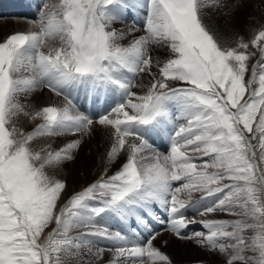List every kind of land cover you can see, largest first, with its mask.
Listing matches in <instances>:
<instances>
[{"label":"snow or ice","instance_id":"6c2138e0","mask_svg":"<svg viewBox=\"0 0 264 264\" xmlns=\"http://www.w3.org/2000/svg\"><path fill=\"white\" fill-rule=\"evenodd\" d=\"M239 6L240 0H233L230 7ZM128 7L127 0H61L56 11L42 13L35 22L40 31L0 42V264H69L73 258L76 264H94L106 249L92 236L113 242L108 264H171L151 240L135 244L119 231L97 226L106 212L127 215L153 203L167 213L168 231L219 252L225 264H264V201L257 194L264 189V171H257L264 169V28L251 40L260 54L259 75L254 65L246 81V62L253 54L247 51L249 43L240 39L236 47H222L204 23L206 13L229 8L227 0H147L146 35L123 47L119 41L135 29L118 32L113 24L119 10ZM57 37L63 46L45 54L46 40ZM153 45L167 48L170 57L154 61ZM22 71L34 74L21 77ZM126 72L152 78L147 94L137 97L139 103L128 98L110 110L122 113L123 120L106 114L97 122L115 128L109 160L124 149L127 137L139 143L129 144L128 158L116 174L101 177L58 206L66 184L45 168L72 160L80 141L44 155L31 142L43 135L88 132L93 119L70 114L67 89L90 83L132 97L135 85ZM41 88L64 95L68 106L37 111L43 123L24 133L13 124L17 114L29 115L17 98ZM177 116L184 122L172 134L170 152H156L145 136L164 130L161 126ZM145 152L153 163L143 164ZM193 192L202 193L196 215L221 212L235 218L188 219L184 210ZM180 193L188 199H179ZM191 223H201L206 232L184 235ZM53 224L47 242L39 243Z\"/></svg>","mask_w":264,"mask_h":264},{"label":"bare ground","instance_id":"6f19581e","mask_svg":"<svg viewBox=\"0 0 264 264\" xmlns=\"http://www.w3.org/2000/svg\"><path fill=\"white\" fill-rule=\"evenodd\" d=\"M11 1H13V0H11ZM13 2H15V1H13ZM19 2L26 3L34 9L35 5H34V3L32 4V1H30V0H21ZM60 2H61V0H60ZM127 3L130 5V7L126 8V9H121L122 15L124 17L121 19H125L126 13L128 11L133 12L134 16H136L138 14L136 17L137 23H139L142 18L146 19L147 15L144 14V12H143V10L146 8L144 3L141 6H139L138 8L136 7L134 0H127ZM12 7H13L12 5L7 7V6H5L4 3H1V1H0V18L2 17L1 18L2 20H0V26L2 25V23L6 24V23H10L9 21L12 22V20L18 22L19 25L20 24L21 25H24V24L25 25H27V24L34 25L33 24L34 19H32V21H30L29 19L21 18V17H17V18L12 19L14 16H11V15L16 14L15 12L10 11V9ZM133 8L138 9V11L135 12ZM140 9H142V12H140ZM222 13H223L222 9L218 10L216 12H208L204 16V21H205V19H208L211 22H213L212 19L218 20L220 17H222V19H225V18L228 19V17H229V19H230L233 17L234 29L232 31L234 33L229 34V35H224V36H222L221 34L218 35V32H220V30L218 29L219 28L218 25H217V27H214L210 31H212L214 33L215 38L221 44L222 47H228V48L236 47V45L240 39H243L244 42L249 43V49L247 51L249 53H253L252 55H250L249 60L247 61V64L249 66V74H248L247 79H249L252 67L254 65H257V68H258L257 62L260 60L259 50L256 46H253L251 44V40L258 33L259 30H262V28H264V0H240V6L239 7L235 8L234 10L231 7L228 8V13H226L227 15L226 14L224 15ZM210 16L212 17V19H210L211 18ZM37 20H39V18H37ZM118 23H121V22H118ZM142 24H143V21H142ZM126 25H127L126 28H128V29L132 28L133 29L132 23L130 24L128 22ZM135 25H134V27H135ZM205 25L207 26V24H205ZM214 29H216V30H214ZM38 30H39V28H38ZM143 32L145 33L144 29H143ZM16 33H26V32L18 31V32H15L12 34H16ZM145 35H146V33H145ZM128 37H130V36H128ZM130 39H132V38H130ZM0 42H3V41H0ZM262 43H264V42H262ZM162 50H163L162 48H159L155 45L152 46L150 51H151V55L153 56L154 61L157 60V56L159 55L158 52L162 51ZM255 53H256V56H255ZM170 55H171V53H170ZM153 71H154V67H153ZM31 73H33V72H30V71H22L21 72L22 77L29 76V75H31ZM148 76L149 75H147V74H142L140 77L142 80ZM138 80L136 79V81H134L133 84L135 86L130 89L131 92L136 94L135 96L129 97L130 99H132V101L134 103L140 102L137 100V90L140 88L139 83L137 82ZM86 84H87V87H86ZM86 84L85 83H77V84L73 85L72 90H74L77 93V98L80 101L84 102L85 104H87L89 106H91L92 104L95 103V104H97V107H99L100 103L98 104L95 101L102 102L104 100V103H105V105L108 106V108L102 110L101 111L102 113L106 112L107 115H109V119H121V120L124 119L123 114L119 115L115 112H110L111 109L115 108L116 105L119 104V100H118L119 96L115 95V91H118L119 94L121 93L119 90L112 89L109 91L107 88H105V89H102L103 91L101 93L98 88L93 87L90 83H86ZM253 87H258V83L256 85H253ZM87 89L89 91H87ZM27 95L28 94H26L25 96L28 98ZM100 95H101V97H100ZM99 98H101V99L95 100V99H99ZM246 98H247V95H246ZM26 99H24V100H26ZM125 99H127V97H125ZM32 106H33V104H32ZM28 107H29V105H28ZM39 110H41V108H36L35 111L31 110L30 112H27V113H29L30 118L32 117V120H33L32 122L35 124L34 129L39 124H41L43 122V120L40 117H35V114L32 115L34 112L36 113ZM75 110L76 109L72 110L71 112L74 113L73 111H75ZM124 110L126 112H128L129 115L135 114L133 112V110L130 111V108H128V107H125ZM172 111L175 112L176 109L173 107ZM77 112L80 113L79 110H77ZM78 113H74V114L76 115ZM23 115H25V114H23ZM29 116L28 115L26 116L27 119L29 118ZM33 117H35V118H33ZM183 122L184 121L181 120L177 116L174 120H171V121H169V122H167L161 126L164 130H160L158 128L157 130L152 131L149 134H147L145 137H147L149 139V141H148L149 144L152 146L153 149L156 150V152H158L160 154H168L170 152L172 134L175 130L178 129L180 124H182ZM94 124H96V125H94ZM92 125H94V126L91 128L90 131L83 132L85 140L83 141V143H81L79 145V147L77 149L73 150V152H72L73 159L70 160V163L68 164L69 167L67 169L66 168L61 169V168L56 167L59 164L51 165L53 167V170H55L54 167H56V170L58 168V172L62 176L61 177L62 179L58 178L57 180L60 179V181H63L66 184V189L63 191L64 203L67 202V200L69 199V197L71 195L86 189L91 184L99 181L101 179V177H103L104 179H107L108 177L116 174L119 170H121L122 165L126 162V160L128 158L129 151H130L129 150V144L133 143V142L139 143V141L138 140L136 141V139L134 137H127L126 138L127 143L125 144L124 149H122L120 151L119 155L117 157H115L113 160H109L108 159V153L116 141L115 128H114V126H111V125H102L101 126L97 121L94 122ZM145 127H147V126H145ZM151 127H152V125H150V128ZM256 127H257V124H255V126H253L254 130L256 129ZM34 129L32 128L30 131L25 132V133H30ZM96 129H99L100 131L98 130L99 131L98 132V131H96ZM23 130L24 129H22V131ZM108 130H110V134L111 133H113V134L109 136ZM253 134L255 135V132ZM253 134H249V135H253ZM72 135L74 136V134H72ZM96 135H99L100 139ZM61 136L62 137L64 136L65 138H70L69 134H64ZM50 137H52V136H48V135L39 136L32 142L39 143L38 147H40V150L44 149L45 150L44 153L46 154V152H48V151L53 152V149L52 150L50 149L51 146L49 144V140H52V138H50ZM53 137H56V136H53ZM258 137H259V135H258ZM258 137H257V139H258ZM95 139L97 140V142L93 141ZM151 141H156L157 143L153 144V143H151ZM32 142H31V144L34 145V143H32ZM100 142H102V143H100ZM253 143H256V141L254 140ZM74 156L77 157V159H75ZM144 156H146L148 158L143 161V164L149 165V164L153 163V161L150 158L149 153L145 152ZM204 159L206 160L207 157H205ZM81 172L83 173L82 175H81ZM181 183H183V182L181 181ZM178 184H180V183L179 182L177 184L174 183V186L178 185ZM201 196H202V193H200V192H193L191 194V200L189 201V206L186 209L192 210L193 214L187 216L188 219L194 218L197 221H204V220H208V219H219V220L227 219V218H224V216L226 214L221 213V212H216V213L208 214L205 216L196 215L197 209L199 207H201V205L199 203H197L198 201H200ZM179 199L187 200L188 194L187 193H180ZM210 199L211 198H209V200ZM92 203H97V202L95 201ZM148 206H146V209H148ZM194 206H196V207H194ZM144 207H145V204L142 206H139V207H134L133 210H131V212H129L127 214V215H130V220H129L130 223L129 224L125 223L122 218L120 220L117 219L115 217V215L117 213L113 212L112 214L107 215L105 220H101L99 218L98 219L99 222H98L97 226L101 229L105 228V227L107 229H110L112 227H118L119 229H122V227H125V229H126V227L130 226L131 230L129 229L127 232H130V233L134 232V229L132 228V225H131V221L138 219V214H140L142 212L141 209H143ZM186 209L184 211H186ZM159 219H161V218H159ZM116 220H118V221H116ZM187 228L189 229L188 235H192V234L200 233V232H206V230L202 227L201 223H191L188 225ZM109 232L113 233L111 230ZM170 234H172V237H170V239L167 238V239H169L168 246L167 245H166V247L164 246L163 249H165V248L167 249V247H168L169 250L172 252V250L170 249V246L173 243L174 245H176V247L178 249H180V248L189 249V247L191 245L192 246L195 245L193 247L197 251H200V252H206L207 251L208 252V254L206 253L207 256L210 255L208 258H214L218 254H220L219 252H216V251H212V253H211V251L207 247H204V246H201V245H198L197 243H195L194 239H180L175 234H173L171 231H168L167 229L162 230L160 233L155 235V239H151L152 246L153 245H160V247L163 246L161 244L162 239L164 237L170 235ZM248 234H250V233H248ZM89 239L94 244L100 246L101 248L106 249L103 253L104 257H106L108 255H112V251L107 250V249H110L112 247V243H113L112 241L107 240V239H101V238H98L95 236H92ZM129 240L132 243L139 244V245H145L146 244L145 242H138L137 240H135V237L134 238L130 237ZM215 254H217V255H215ZM170 255H171V259H173V262H175V264H217V263H213L216 261L210 260V259L209 260L193 259L190 261H187V260L174 261L176 259L178 260L179 257L176 258L177 256H175V254L173 252ZM191 257L192 256H189V258H191ZM221 257L225 258V256H223V255H221ZM107 259H109V257H107ZM225 259H223V260H225ZM199 261H203V262H199ZM108 262H109V260L105 261V264H108ZM219 264H222V263L220 262Z\"/></svg>","mask_w":264,"mask_h":264},{"label":"rangeland","instance_id":"374dc122","mask_svg":"<svg viewBox=\"0 0 264 264\" xmlns=\"http://www.w3.org/2000/svg\"><path fill=\"white\" fill-rule=\"evenodd\" d=\"M13 1H15V3L16 2H18V1H21V0H13ZM30 1H32V4L34 3V5L35 6H37L38 4H39V6H41V10H43V12L42 13H49V12H54V11H56L57 10V6L61 3L60 2V0H30ZM146 2V3H145ZM232 2H233V0H227V3L229 4V8H230V6H231V4H232ZM37 3V4H36ZM134 3H135V5H136V7L138 8L139 6H141L143 3L145 4V9L143 10V12H144V14H146L147 15V0H134ZM45 5H47L46 7H45ZM44 8V9H43ZM135 8V7H134ZM133 8V9H134ZM223 10V13H228V8L227 9H222ZM230 10V9H229ZM120 11V19L118 20V21H116L114 24H113V27L118 31V32H124V33H128L130 30H132V28L131 29H128V28H126V24L129 22L130 24L132 23L133 25V29H135V31L134 32H132V34L131 35H128V36H130V37H128V36H126L125 37V39H123V40H121V41H119V44L121 45V46H123V47H127L130 43H131V41H133L135 38H138V37H141V36H144L145 35V33L143 32V29H144V25H145V20L146 19H144V18H142L141 20H140V22L139 23H137V20H136V17H137V15L136 16H134L133 15V12H131V11H128L127 13H126V16H125V19H121V18H124L123 17V15H122V10H119ZM134 11L135 12H137L138 11V9H134ZM140 12H142V9H140ZM41 13V14H42ZM132 13V14H131ZM39 15V14H38ZM225 15V14H224ZM227 15V14H226ZM131 16H133L134 17V19L133 20H130L131 19ZM211 17V16H210ZM231 17V16H230ZM2 18V17H1ZM0 18V20H2ZM14 18H17V17H13L12 19H14ZM22 18V17H21ZM37 18H40V16H38ZM25 19H28V18H25ZM210 19H212V17L210 18ZM4 20V19H3ZM30 21H32V19H29ZM130 20V21H129ZM38 20L37 19H35V20H33V24L34 25H32V24H27V25H19L18 24V22H16V21H13L12 20V22L11 21H9L10 23H2V25L0 26V41H4L5 39H7L8 37H10L11 35H12V33H15V32H18V31H22V32H26V33H28V32H38V31H40V29L38 30V27H36L35 26V22H37ZM142 21H143V24H142ZM212 21L213 22H211L210 20H208V19H205V21H204V23L205 24H207V26H208V28L210 29V30H212L214 27H217V25L219 26V30H220V32H218V35L219 34H221L222 36H224V35H229V34H232V33H234L232 30L234 29V20H233V17L232 18H230L229 19V17H228V19L227 18H225V19H222V17H220L218 20H216V19H212ZM2 22V21H1ZM118 22H121V23H118ZM137 23V24H136ZM209 23V24H208ZM136 24V25H135ZM134 25H135V27H134ZM214 30H216V29H214ZM130 38H132V39H130ZM63 45L61 44V41L59 40V38L57 37V38H48L47 40H46V42H45V45H44V47L42 48V51L45 53V54H48L49 52H53V54H54V50H56V49H59V48H61ZM163 50L162 51H159L158 53H159V55L157 56V60H159V61H161V63H163L164 61H166L169 57H170V51L167 49V48H162ZM255 56H256V53H255ZM247 63V62H246ZM249 67V66H248ZM259 71H260V69H259V67L257 68V73L259 74ZM31 72V71H30ZM158 72V69L154 66V71H153V73L155 74V73H157ZM21 74V73H20ZM19 74V75H20ZM34 73H31V75H33ZM248 74H249V72L248 73H246V75H245V80L247 81L248 79H247V77H248ZM31 75H29V76H31ZM142 75V74H141ZM140 75V76H141ZM21 77H22V74L20 75ZM125 76L129 79V80H131L132 81V83H134V81H136V79L138 80L137 82L139 83V89L137 90V97H139V96H143V95H146L147 94V92H148V89L150 88V86H151V77L150 76H148V77H146V78H144V79H142L141 80V77L140 76H138V77H134V76H132V74H130V73H125ZM24 77H27V76H24ZM86 84V83H85ZM71 88H73V85L72 86H70ZM86 87H87V84H86ZM96 88V87H95ZM99 89V88H98ZM100 90V92L101 91H103L102 89H99ZM109 90V89H108ZM45 91V92H44ZM87 91H89L88 89H87ZM110 91V90H109ZM102 93V92H101ZM26 94H21L20 96H18V98H17V101H18V103H20L21 105H23L25 108H24V110H25V112H30L31 110L33 111H35L36 110V108H44V107H47V106H53V107H57V108H60V109H63V108H65L66 106H68V100H66L65 99V96L64 95H57V94H55L54 92H52V91H50L48 88H41L40 90H38V91H35V93L34 92H32L30 95L28 94L27 96H28V98L25 96ZM246 95H247V93H246ZM60 96V97H59ZM27 98V99H26ZM129 97H127V99H128ZM24 99H26V100H23ZM138 100V99H137ZM139 101V100H138ZM29 102V103H28ZM32 104H33V106H32ZM35 104V105H34ZM28 105H29V107H28ZM33 107H31V106ZM36 106V107H35ZM29 110H28V109ZM74 109H76L75 108V105L71 102V106H70V114L71 115H73L74 113H78L77 112V109L75 110V111H73L74 113H72L71 111L72 110H74ZM130 111H132V109H130ZM24 113H19V114H17L15 117H13V124L15 125V127L18 129V130H22V129H24L23 130V132L25 133V132H28V131H30L32 128L34 129V127H35V124L32 122L33 120H32V117L30 118V116H29V118L27 119V115L25 116V115H23ZM35 114V112L32 114V115H34ZM78 114H80V113H78ZM19 115V116H18ZM21 115V116H20ZM31 115V116H32ZM75 115V114H74ZM81 115H84L83 113L81 114ZM119 115H122V113L121 114H119ZM17 117V118H16ZM25 118V119H24ZM98 119H99V117H95V118H93V123L94 122H96V120L98 121ZM257 119H258V117H257ZM95 120V121H94ZM25 121V122H24ZM43 123V122H42ZM33 124V125H32ZM94 125H96V124H94ZM94 125H92V126H90V130H91V128L94 126ZM102 126V125H101ZM253 126H255V123L253 124ZM24 127V128H23ZM104 127V126H103ZM110 127V126H109ZM22 128V129H21ZM89 130V131H90ZM99 129H96V131H98ZM100 131V130H99ZM98 131V132H99ZM108 132H109V136L110 135H112L113 133H111L110 134V130H108ZM92 133V132H91ZM98 134V133H97ZM258 135H259V133L258 132H255V136L256 137H258ZM97 137H99V135H96ZM69 137L70 138H65L64 136L62 137L61 135H59V136H56V137H50V138H52V140H49V144H50V149L52 150L53 149V153H55L57 150H60V149H62L63 147H65L68 143H70V142H73V141H76V140H79L80 141V144L81 143H83V141L85 140V138H84V134H83V132H79V133H75L74 134V136L72 135V134H69ZM65 138V139H64ZM78 138V139H77ZM99 139H100V137H99ZM93 141H95V142H97V140L95 139V140H93ZM92 141V142H93ZM137 141V140H136ZM32 143H34V142H32ZM100 143H102V142H100ZM79 144V145H80ZM30 146H31V148L34 150V151H40V147H38L39 146V143H34V145L33 144H30ZM34 147V148H33ZM259 153H260V150L258 149L257 150V156H259ZM45 153L44 152H42V155H44ZM77 155V154H76ZM142 155H144V153L142 154ZM74 158L75 159H77V157H75L74 156ZM198 163H199V161H197ZM70 163V161H65V162H62V163H60L59 165H57L56 167H58V168H61V169H64V168H68L69 166H68V164ZM56 167H54V169L55 170H53V167L52 166H46V173L50 176V177H52V178H54V179H58V178H60V179H62L61 177V174H59V172H58V168H57V170H56ZM52 170V171H51ZM83 170V169H82ZM258 171V174H259V172L260 171H264V169H258L257 170ZM83 172V171H82ZM81 172V175L83 174ZM59 174V175H58ZM59 179V180H60ZM174 183H176V182H174ZM257 187H259V184H257ZM258 195H260L261 196V198H262V201H264V189H261V191L260 192H258L257 193ZM64 195H63V193L61 194V198H60V200L58 201V206H63V204H64ZM63 200V201H62ZM95 202V201H94ZM66 203V202H65ZM149 206L151 205V204H148ZM194 207H196V206H194ZM133 210V209H132ZM113 212H106L105 214H102V217L100 218L101 220H105L106 219V216L107 215H110V214H112ZM115 217L117 218V219H123L124 220V222L125 223H127V224H129L130 222H129V220H130V215H119V214H116L115 215ZM224 218H227V219H225V220H229L230 218L231 219H234L235 217H232V216H229V215H225L224 216ZM99 219V218H98ZM116 221H118V220H116ZM53 228H55V225L53 224V225H50L49 226V228H47V229H45V232L42 234V236L39 238V243H46L47 242V236H48V234L52 231V229ZM114 228H116V229H119L118 227H114ZM124 228V229H123ZM131 228V227H130ZM108 231H112L113 233H115V231H114V229L113 228H110V229H107ZM119 230H122L123 231V233H125L127 236H129V239H130V237L131 238H134L135 236H134V232H127L129 229H125V227H122V229H119ZM78 231H84V229H80V230H78ZM76 233L74 232L73 233V235H75ZM246 234H248V233H246ZM251 234V233H250ZM249 234V235H250ZM123 235V234H122ZM169 236V237H168ZM168 236H166V237H164L163 239H162V245L163 246H161L160 247V245H153V247H155L156 249H159L162 253H164V254H166L169 258H170V260H171V264H175V262H173V259H171V253L173 252L174 254H175V256H177L176 258H178V260L176 259V260H174V261H181V260H187V261H190V260H193V259H205V260H214V261H216V262H213V263H217V264H219L220 262L222 263V264H225V260H223V259H225V258H223V257H221V254H215V255H217V256H215L214 258H208L210 255H208L207 256V254H208V252L206 251V252H200V251H197L196 249H194V247L193 246H195V245H189L190 247H189V249H182V248H180V249H178L177 247H176V245H174L173 243L171 244V246H170V249L172 250V252L169 250V248L167 247V249L165 248V249H163V247L165 246L166 247V245L168 246V243H169V239H170V237H172V234H170V235H168ZM167 238H169V239H167ZM192 243V242H191ZM193 244V243H192ZM111 249V248H110ZM195 250V251H194ZM170 253V254H169ZM207 253V254H206ZM211 253H212V251H211ZM189 256H192L191 258H189ZM107 257H109V259H107ZM112 257H113V253H112V255H108V256H106V257H104L103 256V258H102V260H98V261H94V264H105V261H108V260H110V259H112ZM204 260V261H205ZM199 262H203V261H199ZM195 263V262H194ZM69 264H76V261H75V259L73 258L72 260H70V262H69ZM158 264H159V262H158Z\"/></svg>","mask_w":264,"mask_h":264}]
</instances>
